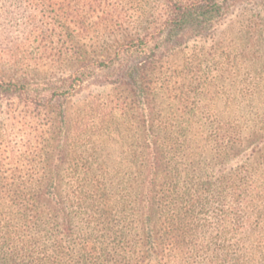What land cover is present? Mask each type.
I'll return each instance as SVG.
<instances>
[{
	"label": "rangeland",
	"instance_id": "1",
	"mask_svg": "<svg viewBox=\"0 0 264 264\" xmlns=\"http://www.w3.org/2000/svg\"><path fill=\"white\" fill-rule=\"evenodd\" d=\"M173 7V0H0V264L1 250L10 264L45 257L48 220L43 213L35 221L28 194L42 179L63 195L86 185L120 201L148 139L163 145L183 180L219 179L251 159L264 166V10L238 6L205 35L161 44L146 97L122 84L139 63L129 47L146 37L154 46L167 41L160 30ZM18 84L25 88L5 90ZM237 127L244 145L227 159L217 141ZM117 205L108 215L113 226ZM18 240L24 259L13 253ZM227 241L233 251L221 252L218 264H264V220ZM191 264H210L209 255Z\"/></svg>",
	"mask_w": 264,
	"mask_h": 264
},
{
	"label": "trees",
	"instance_id": "2",
	"mask_svg": "<svg viewBox=\"0 0 264 264\" xmlns=\"http://www.w3.org/2000/svg\"><path fill=\"white\" fill-rule=\"evenodd\" d=\"M173 2L160 30L166 32L167 41L154 46L146 37L129 47L130 55L139 63L127 70L122 84L133 85L137 97L147 95L145 83L163 54L161 44L166 48L168 42L179 37L172 44L176 47L194 32L205 35L238 6L264 10V0ZM19 88L25 87L8 85L5 90L10 93ZM232 132L233 136L222 132L223 142L217 141L220 153L227 159L244 145L242 128ZM141 160L136 181L120 201L115 199L118 194L109 195L103 187L89 189L81 185L66 195L42 184L43 179L33 187L28 193L33 218L43 219L44 213L48 220L47 249L37 264H191L194 256L202 253L209 255L210 264H218L221 252L233 251L227 245L231 234L250 230L255 221L264 220V209L260 210L264 207V166H257L253 159L229 175L203 181L196 175H187L183 180V174L171 164L159 142L148 139ZM47 179L52 181L54 173ZM191 183L194 187L187 188ZM114 202L118 203L119 223L113 226L108 215L111 218ZM77 221L83 224L80 233L85 232L80 240L75 230ZM4 238L6 243L13 240L9 234ZM20 244L19 240L15 242L13 253L24 259L21 253L26 248ZM1 252V264H10L12 257L5 250Z\"/></svg>",
	"mask_w": 264,
	"mask_h": 264
}]
</instances>
